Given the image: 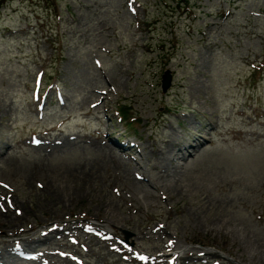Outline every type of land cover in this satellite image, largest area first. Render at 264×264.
<instances>
[{"label":"rangeland","instance_id":"rangeland-1","mask_svg":"<svg viewBox=\"0 0 264 264\" xmlns=\"http://www.w3.org/2000/svg\"><path fill=\"white\" fill-rule=\"evenodd\" d=\"M0 264H264V0H0Z\"/></svg>","mask_w":264,"mask_h":264},{"label":"bare ground","instance_id":"bare-ground-1","mask_svg":"<svg viewBox=\"0 0 264 264\" xmlns=\"http://www.w3.org/2000/svg\"><path fill=\"white\" fill-rule=\"evenodd\" d=\"M169 157H170V155H166V156H163V158H168L169 159ZM106 212V211H105ZM112 213V212H111ZM106 215H104V217L103 218H105V220L102 218V220H99V219H96L95 218V220L93 221V222H91V223H93L96 227H98V228H100V229H104L103 227H111V226H114L116 223H117V221L118 220H116V219H114V217L112 216V215H110L108 212H106L105 213ZM7 216H9L10 218H9V222H12L13 220H15L16 219V217L17 216H11L10 214H6ZM112 218H113V220H112ZM10 224H13V223H10ZM17 224V223H16ZM15 225V224H14ZM13 225V226H14ZM98 225V226H97ZM11 227V226H10ZM33 229V228H32ZM107 232L109 231V230H106ZM14 246V245H13ZM11 247V248H8L7 247V249H8V251L10 252V250H13V251H16L17 249H19V251H22L23 250V248H25L24 246H22V247H18V248H15V246L14 247ZM16 246H18V245H16ZM181 246H184V245H182V244H180L179 246H177L178 248H180ZM183 248V247H182ZM18 251V252H19ZM25 251V250H24Z\"/></svg>","mask_w":264,"mask_h":264},{"label":"water","instance_id":"water-1","mask_svg":"<svg viewBox=\"0 0 264 264\" xmlns=\"http://www.w3.org/2000/svg\"><path fill=\"white\" fill-rule=\"evenodd\" d=\"M169 81H170V73L168 70H165L161 77V82H160L161 88H165L169 84ZM124 233L126 236L129 235V232L127 231H124Z\"/></svg>","mask_w":264,"mask_h":264},{"label":"trees","instance_id":"trees-1","mask_svg":"<svg viewBox=\"0 0 264 264\" xmlns=\"http://www.w3.org/2000/svg\"><path fill=\"white\" fill-rule=\"evenodd\" d=\"M122 110H124V109H122ZM120 116H121V114H123V112H119V110H118V112H117ZM123 116V115H122ZM126 123V122H125Z\"/></svg>","mask_w":264,"mask_h":264}]
</instances>
